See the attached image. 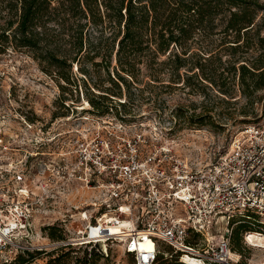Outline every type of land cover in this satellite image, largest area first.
I'll return each mask as SVG.
<instances>
[{"label": "built area", "instance_id": "1", "mask_svg": "<svg viewBox=\"0 0 264 264\" xmlns=\"http://www.w3.org/2000/svg\"><path fill=\"white\" fill-rule=\"evenodd\" d=\"M140 126L118 122L76 139L73 161L57 165V175L60 166L67 170L63 211L54 194L56 177L44 178V172L36 176V193L21 189L14 206L0 208V264L29 254V264H46L78 250L85 254L75 261L91 264L95 253L107 257L111 244L126 264H155L158 255L170 256L162 253L165 245L183 264H189L183 257L240 264V255L230 256L233 220L252 215L264 234V122L244 126L225 154L200 168L163 143L161 132L145 134ZM71 184L92 190V203L71 207ZM32 214L48 222L31 228ZM46 227H55L60 238L51 239ZM146 242L150 248L141 247Z\"/></svg>", "mask_w": 264, "mask_h": 264}, {"label": "rangeland", "instance_id": "2", "mask_svg": "<svg viewBox=\"0 0 264 264\" xmlns=\"http://www.w3.org/2000/svg\"><path fill=\"white\" fill-rule=\"evenodd\" d=\"M256 9L253 29L242 37L241 48L234 51L229 43L224 45L225 53H215L224 63L225 71L216 69V58L205 66L204 75L214 79L216 86L201 80L197 70L181 71L179 83H172L177 81L167 72L155 79L143 71L136 77L138 84L122 88L120 99L111 102L112 113L103 116L87 110L89 104L85 100L90 97V91L95 94L98 91L83 83L86 79L88 83H101L117 91L107 82L105 71L92 66V62H99L100 58L81 61V67L87 69L86 76L77 71L74 63L72 82L67 85L56 75H50L47 65L34 60L28 50L13 48L12 44L6 46L0 54V208L14 206L21 189L36 193V176L44 172V178L56 177L54 194L63 211L61 197L67 194V187L63 185L67 170L60 166V175H57V165H63L64 159L73 161L77 138L90 135L96 127L111 129L118 122L127 126L142 125L138 130L145 134L161 132L162 142L193 168L216 162L244 126L264 122V89L254 91L251 98H247L239 91L238 77L234 80L231 72L233 62L250 63L264 53V0L258 1ZM221 31V25L215 26L210 39L218 44ZM228 33L229 41L233 42V33ZM217 85H221L220 88ZM222 91H228L229 95H223ZM123 101L124 107L119 106L118 102ZM106 105L109 106V102ZM93 119H103V123L98 121L96 125ZM69 190L71 207L92 203V190L75 184H71ZM91 213L89 210L88 214ZM29 222L33 228L48 220L32 214ZM254 230L256 228L247 225L239 229L230 242L232 253L241 256L240 264H264V246H250L244 240L245 232ZM30 238L34 242L32 235ZM101 247L106 249L103 243ZM84 254L83 250L69 254L65 264H78L75 260ZM93 262L126 264V259L118 247L111 244L107 258L95 253L91 257V264Z\"/></svg>", "mask_w": 264, "mask_h": 264}, {"label": "trees", "instance_id": "3", "mask_svg": "<svg viewBox=\"0 0 264 264\" xmlns=\"http://www.w3.org/2000/svg\"><path fill=\"white\" fill-rule=\"evenodd\" d=\"M258 1L0 0V54L10 44L28 50L34 60L47 65L49 69H44L50 75L67 85L72 82L74 63L77 71L86 76L87 69L81 67V61L100 58L92 66L105 71L107 82L117 91L85 79V86L89 84L94 92L98 91H90L85 101L89 112L108 115L113 111L111 102L120 99L121 89L137 85L136 77L143 71L155 79L167 72L177 81L172 83H179L181 71L197 70L201 80L216 86L214 79L204 75V68L216 58V69L225 71L217 55L226 52L225 44L231 43L229 47L234 51L241 48L242 37L253 29ZM217 25L222 26L218 44L210 39ZM229 31L233 42L228 39ZM231 72L234 80L238 77L241 94L250 99L254 91L264 89V53L250 63L233 62ZM221 93L229 95L228 91ZM118 104L124 107L125 101ZM245 216L233 220L231 242L237 231L247 225L262 233L257 219ZM46 230L51 239L60 238L55 227ZM162 253L170 256L158 255L155 264H183L180 254L171 247L165 245ZM32 257L18 256L11 264H29ZM67 258L68 254H60L46 264H65ZM81 264L87 262L83 260Z\"/></svg>", "mask_w": 264, "mask_h": 264}, {"label": "bare ground", "instance_id": "4", "mask_svg": "<svg viewBox=\"0 0 264 264\" xmlns=\"http://www.w3.org/2000/svg\"><path fill=\"white\" fill-rule=\"evenodd\" d=\"M84 109V108H83ZM122 227H126L125 223H122ZM112 231H118V228L115 229H111ZM247 243L250 246H253L255 244H258L259 246H264V234L263 233H257V232H249L247 235ZM102 243V242H101ZM142 248H150L151 245L149 244V242H146L144 244L141 245ZM231 258H233L234 260L238 259V255L237 254H233L232 252L230 253ZM183 260L188 262L189 264H198L196 261L191 260L188 257H183Z\"/></svg>", "mask_w": 264, "mask_h": 264}]
</instances>
